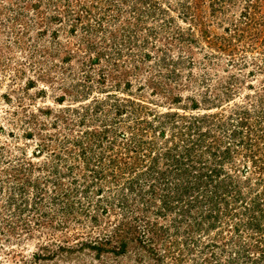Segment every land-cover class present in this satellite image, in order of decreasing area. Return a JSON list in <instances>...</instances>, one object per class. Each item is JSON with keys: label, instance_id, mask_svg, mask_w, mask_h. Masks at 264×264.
I'll return each instance as SVG.
<instances>
[{"label": "rangeland", "instance_id": "1", "mask_svg": "<svg viewBox=\"0 0 264 264\" xmlns=\"http://www.w3.org/2000/svg\"><path fill=\"white\" fill-rule=\"evenodd\" d=\"M0 264H264V0H0Z\"/></svg>", "mask_w": 264, "mask_h": 264}, {"label": "trees", "instance_id": "2", "mask_svg": "<svg viewBox=\"0 0 264 264\" xmlns=\"http://www.w3.org/2000/svg\"><path fill=\"white\" fill-rule=\"evenodd\" d=\"M94 246H95V245H94ZM94 246H93V247H94Z\"/></svg>", "mask_w": 264, "mask_h": 264}]
</instances>
